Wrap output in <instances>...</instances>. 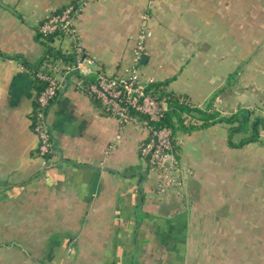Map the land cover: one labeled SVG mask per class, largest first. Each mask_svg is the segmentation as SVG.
I'll return each instance as SVG.
<instances>
[{"label": "crops", "instance_id": "crops-1", "mask_svg": "<svg viewBox=\"0 0 264 264\" xmlns=\"http://www.w3.org/2000/svg\"><path fill=\"white\" fill-rule=\"evenodd\" d=\"M68 5L80 11L76 38L48 42L61 69L77 44L93 74L127 76L145 30L141 79L180 112L170 174L181 187L141 160L147 131L106 115L79 71L58 75L55 153L39 155L33 112L48 49L39 26ZM245 111L250 123L264 117V0H0V264L262 258L264 132L233 146L245 137L231 139L233 125L201 126L205 112Z\"/></svg>", "mask_w": 264, "mask_h": 264}, {"label": "built area", "instance_id": "built-area-1", "mask_svg": "<svg viewBox=\"0 0 264 264\" xmlns=\"http://www.w3.org/2000/svg\"><path fill=\"white\" fill-rule=\"evenodd\" d=\"M78 8L76 5H68L61 11L50 14L39 26V33L43 38L55 35L56 38L66 36L75 39ZM139 38L140 43L133 54V68L127 76H114L102 68L93 74L91 70L84 68L85 63L91 61L77 44L74 48L72 64L61 69L55 62L49 60L44 65L49 73H38V77L46 84L37 96V105L33 112V127L39 141V155L46 157L55 153L48 113L59 96L61 84L58 75H72L79 71L89 80L86 84H82V87L106 115L117 118L123 125L132 123L147 131V136L140 146L141 160L152 170H163L165 179L181 187L182 181L175 180L170 174L172 169L170 167L177 163L175 128L156 126V123L164 119L172 109V101L164 94L148 90L150 84L144 83L141 79L140 63L145 50L143 44L145 30L141 31Z\"/></svg>", "mask_w": 264, "mask_h": 264}, {"label": "trees", "instance_id": "trees-1", "mask_svg": "<svg viewBox=\"0 0 264 264\" xmlns=\"http://www.w3.org/2000/svg\"><path fill=\"white\" fill-rule=\"evenodd\" d=\"M41 37H43V35L41 33H39ZM55 35H49L46 36L45 38L47 39V42H45L48 45V49H47V56L44 60V62L42 63V66L44 67V65L51 60V57H59L61 56L60 52L56 49H54L53 47H51L49 45L48 42H51L54 39ZM38 73H44L47 74L49 73V71L46 69H44L41 72ZM37 80L39 83V93L43 90V88L45 87L46 82L42 79H40L37 76ZM148 90H152V92L154 93H159L162 94L160 92L162 88H160V85L158 83H154L151 84L148 87ZM170 94L168 95V99ZM173 99H171L172 101ZM175 101H172V109L166 114V117L164 119H162L161 121L156 123V126H169V127H173V117L178 115L180 112L177 111V107L175 106ZM178 103V102H177ZM37 105V104H36ZM181 107V106H180ZM182 109H184V106H182ZM181 110V109H180ZM216 112L213 114L211 112H205L204 116L207 118L206 121L201 125V126H209L215 122H226L228 124L233 125L230 129V137L231 139L234 138V136L237 133H244L245 137L241 139V141L233 146H243L245 144L251 143V142H256L259 141L261 138V131L264 132V117H256L254 119V121L252 123H250V113L249 111H245V113L243 112V114H237V115H232V116H221V117H213L216 116ZM209 118L211 119V121L209 120ZM155 125V123H152ZM237 124V125H235ZM200 126V127H201ZM197 128V127H193Z\"/></svg>", "mask_w": 264, "mask_h": 264}, {"label": "rangeland", "instance_id": "rangeland-1", "mask_svg": "<svg viewBox=\"0 0 264 264\" xmlns=\"http://www.w3.org/2000/svg\"><path fill=\"white\" fill-rule=\"evenodd\" d=\"M77 16H78V14L76 15V18H77ZM76 35H77V30H76ZM139 40H140V38H139ZM170 170H173V169H170ZM243 254H245V257L243 258V264H264V255L262 256V258L259 257L258 259L251 257L249 260L248 256H246V254H247L246 251H243ZM244 259L246 261H244Z\"/></svg>", "mask_w": 264, "mask_h": 264}]
</instances>
